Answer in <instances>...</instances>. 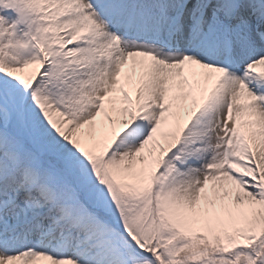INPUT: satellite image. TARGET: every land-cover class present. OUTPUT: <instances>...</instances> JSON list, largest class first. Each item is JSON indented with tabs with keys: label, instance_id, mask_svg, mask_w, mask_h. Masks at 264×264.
<instances>
[{
	"label": "snow or ice",
	"instance_id": "obj_1",
	"mask_svg": "<svg viewBox=\"0 0 264 264\" xmlns=\"http://www.w3.org/2000/svg\"><path fill=\"white\" fill-rule=\"evenodd\" d=\"M0 264H264V0H0Z\"/></svg>",
	"mask_w": 264,
	"mask_h": 264
}]
</instances>
